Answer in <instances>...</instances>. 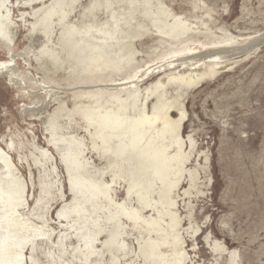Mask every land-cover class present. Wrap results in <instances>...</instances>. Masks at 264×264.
<instances>
[{"label": "water", "instance_id": "obj_1", "mask_svg": "<svg viewBox=\"0 0 264 264\" xmlns=\"http://www.w3.org/2000/svg\"><path fill=\"white\" fill-rule=\"evenodd\" d=\"M264 0H0V264H242Z\"/></svg>", "mask_w": 264, "mask_h": 264}, {"label": "rangeland", "instance_id": "obj_2", "mask_svg": "<svg viewBox=\"0 0 264 264\" xmlns=\"http://www.w3.org/2000/svg\"><path fill=\"white\" fill-rule=\"evenodd\" d=\"M242 264H264V118Z\"/></svg>", "mask_w": 264, "mask_h": 264}]
</instances>
